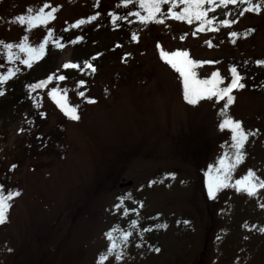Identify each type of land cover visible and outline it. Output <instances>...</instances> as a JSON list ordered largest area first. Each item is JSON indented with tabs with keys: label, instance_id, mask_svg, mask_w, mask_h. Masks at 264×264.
<instances>
[{
	"label": "rangeland",
	"instance_id": "obj_1",
	"mask_svg": "<svg viewBox=\"0 0 264 264\" xmlns=\"http://www.w3.org/2000/svg\"><path fill=\"white\" fill-rule=\"evenodd\" d=\"M45 2L57 7L47 25L25 31L14 22ZM205 7L213 22L200 30L199 21L141 24L135 16L114 26L109 12L138 10L120 0H0V40L16 44L27 35L35 46L50 27L64 45L50 40L30 68L9 63L0 47V74L19 69L0 95V185L5 195L20 193L0 224V264H264V189L249 197L227 187L209 199L204 183L208 165L231 151L230 130L219 127L226 101L189 104L179 73L160 57L180 50L212 61L194 71L197 79L218 72L220 87L237 69L245 87L233 89L226 112L254 135L231 182L249 169L264 179V65L255 63L264 60V10L240 16L247 5L219 0ZM97 12L94 21L71 26ZM84 61L96 71H80ZM49 75L43 88L27 87ZM60 75L65 79H55ZM52 88L77 106L79 120L64 115L48 95ZM113 228L132 233L120 261L106 255L105 233Z\"/></svg>",
	"mask_w": 264,
	"mask_h": 264
},
{
	"label": "snow or ice",
	"instance_id": "obj_2",
	"mask_svg": "<svg viewBox=\"0 0 264 264\" xmlns=\"http://www.w3.org/2000/svg\"><path fill=\"white\" fill-rule=\"evenodd\" d=\"M221 4H245L247 7L239 13L243 16L245 12L260 13L264 10V0H219ZM214 0H120V5L127 7L128 5H133L138 10L129 11L125 16H117L116 13L109 12L111 21L113 25H117L119 19L127 20L129 16H135L137 21L141 24L148 23H158L164 24L165 19H174L177 21H186L191 24L193 21H199V29L204 30L205 25L211 26L213 20L207 18L209 8L205 5H212ZM94 6H98L94 5ZM162 6H166V13L162 12ZM179 7V10L176 9ZM51 8L50 11H45V9ZM57 12V7H52L49 3L45 2L42 7L34 9L33 7H28L26 14L17 15L14 17V22H18L20 25H26L25 31L31 30L40 25H47L49 21L55 19L54 14ZM100 13L97 12L95 15L88 16L86 19H78L75 21L72 27H78L85 23H90L94 21ZM235 21H229L224 19L221 21L224 25H229ZM67 31V29H65ZM252 29L246 30L243 35L247 36ZM195 35V33H193ZM230 36L235 37L238 35L237 32H230ZM82 37H75V40L70 41V43H76L80 41ZM132 39H137V34L133 33ZM183 39V36H181ZM53 43L56 48H63L64 45L59 42L58 39H53V30L49 27L47 29V34L44 35L43 40L39 42L38 45H32L29 43V37L25 35L21 38L19 43L13 44L0 40V47H2L5 52L9 63L15 60L27 67H32L33 63L40 60L45 54L46 45L49 41ZM18 49V52H13L12 49ZM157 48L160 45L157 44ZM23 54L21 56L20 54ZM99 55V53L97 54ZM160 57L167 64H169L176 72L179 73L181 78V83L183 86V98L189 104L195 105L198 101L202 99H212L215 97L217 101H226L221 109V114L223 119L219 123L221 130L229 129L231 133V145L230 153H226L218 158L215 165H208V171L204 173V183L207 189V195L209 199L216 198L217 192L222 188L233 187L237 192H244L249 197L258 195V190L264 189V179L257 176L251 169L247 171L245 175H242L239 179L232 181V172L235 170L236 166L241 163L244 158V147L245 142L248 140L250 135L254 133L246 131L240 120H234L227 115L226 110L229 105L234 102V96L232 95L233 89H243L245 84L242 83L243 77L238 73L237 69L233 66L231 67V82L227 84L226 87H220L223 82V78L218 72H213L211 77L208 79H197L196 73L194 71L195 66L202 63H212V61H199L189 58L187 51H172L166 52L161 50ZM95 59V57H93ZM257 65H264V60H256ZM64 68H77L79 65L74 63H64L62 65ZM91 69L95 72V67L89 62L84 61V68H80V71L84 69ZM19 69L9 68L6 73L0 74V95L4 94L3 85L7 80L18 72ZM54 76L49 75L47 79L41 80L35 84L28 85L30 89L43 88L48 84L49 81L53 80ZM57 80H64L63 75L56 76ZM79 84H84V81H79ZM48 95L55 101L60 110L71 120H79V115L77 112V106H73L67 103L66 97L59 95V90L52 88ZM81 97L84 96V92L78 93ZM89 103H94L95 101L88 98ZM15 168L16 165L11 166ZM171 175V174H169ZM20 195L18 191L8 190L5 195L3 190V185H0V224H4L7 221V213L10 208V201ZM264 208V204L260 205ZM119 207V205H117ZM124 213L127 214L129 211L135 212L136 209L125 208ZM137 221L132 220L131 225L135 227ZM187 223V221H185ZM158 227H167V225H159ZM254 227V226H253ZM150 229H145L144 231H149ZM261 233H264V227L259 229ZM132 235L131 232H120L119 229L113 228L112 230L105 233L107 240L109 241L106 255H113L116 261L123 259L122 249L127 247L129 242V237ZM139 246V245H137ZM150 250L155 252H160V248L154 247ZM11 251V249H9ZM106 255H101L99 261L103 262L106 259Z\"/></svg>",
	"mask_w": 264,
	"mask_h": 264
}]
</instances>
